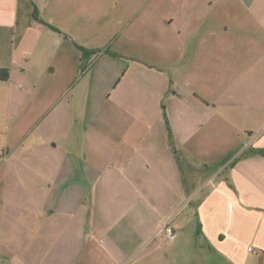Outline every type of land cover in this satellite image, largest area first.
<instances>
[{
  "label": "crops",
  "instance_id": "1",
  "mask_svg": "<svg viewBox=\"0 0 264 264\" xmlns=\"http://www.w3.org/2000/svg\"><path fill=\"white\" fill-rule=\"evenodd\" d=\"M158 1L58 0V24L0 0V264H128L186 199L198 205L206 264H264V153H250L264 150V134L241 139L240 100L209 106L189 87L191 69L169 78L185 52L162 44L219 27L204 10L178 33L154 19ZM233 1L264 28V0ZM230 27L211 33L234 51ZM80 47L103 51L86 74ZM233 54L205 73L234 75L219 62ZM224 156L221 172L186 192L192 159Z\"/></svg>",
  "mask_w": 264,
  "mask_h": 264
},
{
  "label": "rangeland",
  "instance_id": "2",
  "mask_svg": "<svg viewBox=\"0 0 264 264\" xmlns=\"http://www.w3.org/2000/svg\"><path fill=\"white\" fill-rule=\"evenodd\" d=\"M14 3L21 7L22 19H28V11L30 12L31 7L32 12L37 8L43 18L45 16L53 19L58 24L63 21L60 10L64 5L58 0H14ZM158 3L160 10L155 13L154 19L162 25L172 22L171 27L178 33H180L182 29L180 26L188 15L196 21L201 14H204V10L206 21L213 22L219 27L204 28L196 37L188 39L187 43L181 44V41L178 40L171 45L162 44V53L165 51L185 52L183 60L177 63L173 69L175 77L168 73L169 78L176 80L177 83L181 82L184 70L191 69L189 87H191V91L199 92L203 96L204 102L209 106H214L216 102L228 101L231 95L238 101L240 100L239 108L235 109L233 119L241 122L242 130L240 129V132L237 133L241 135V139L248 138L250 134H264V125H262L264 122V28L252 22V19L249 20L247 14L242 9L240 10L233 0H159ZM145 19H148L147 14ZM228 26H231L228 35L235 38V42L229 45L234 51L230 50L228 45L220 43L218 38L211 33L212 28L222 33ZM163 30L161 29L162 35ZM129 34H131L130 29L126 35ZM202 36L204 43L201 44ZM232 52L235 55L234 60H225L223 57L219 62L227 69L235 70L234 75L226 76L224 81L220 75L205 73V70L208 69L205 67V63L212 59L211 63L215 68L216 60L220 55L228 56ZM101 57L102 53L98 54L92 63L88 62L89 68L84 73L86 74ZM205 58L209 59L205 61ZM185 63H187L186 67L183 66ZM220 68L224 69V67ZM20 84L22 85V83ZM232 84L238 85L236 91L231 92L222 88L230 87ZM219 86H221V90L217 89ZM230 158L231 156L219 157L218 161L214 163L208 162L205 157L204 163L192 159L193 172L182 173L187 178L192 176V184L189 183L186 192L195 193L204 182V177L218 171L221 172L224 164ZM2 160L3 157L0 156V163ZM194 200L192 202L189 199L178 201L168 220L165 221L174 231L172 240L167 239L164 234L160 236L153 235V233L147 235L144 245L129 254L128 264H136L141 261L143 264H197L201 255H204V264L214 260L213 254L206 250L205 245L204 249L201 248L202 243L197 238L200 224L196 215L198 205ZM146 217V229L148 230L153 219L148 217V213Z\"/></svg>",
  "mask_w": 264,
  "mask_h": 264
},
{
  "label": "trees",
  "instance_id": "3",
  "mask_svg": "<svg viewBox=\"0 0 264 264\" xmlns=\"http://www.w3.org/2000/svg\"><path fill=\"white\" fill-rule=\"evenodd\" d=\"M34 16H35V18L37 20H40L38 14H37V9L34 12ZM41 22H43L44 24H46L47 26H49L53 30H55V31H57L59 33H62L56 27H54V26H52V25H50V24H48V23H46L44 21H41ZM80 48H81V50L83 52L81 69H82V72H86L88 70V68H89L88 67V62L90 61V59H92L94 56H97L98 54L102 53L103 51L102 50H93V51H91V50H88V49H86L84 47H80ZM258 151L264 153V150H255V149H252L250 151V153L253 154V153L258 152Z\"/></svg>",
  "mask_w": 264,
  "mask_h": 264
},
{
  "label": "built area",
  "instance_id": "4",
  "mask_svg": "<svg viewBox=\"0 0 264 264\" xmlns=\"http://www.w3.org/2000/svg\"><path fill=\"white\" fill-rule=\"evenodd\" d=\"M95 59H96V56H94L92 59H90L89 62L92 63ZM162 231H163V233L167 239L172 240L174 238V231L167 223H165L162 226Z\"/></svg>",
  "mask_w": 264,
  "mask_h": 264
}]
</instances>
